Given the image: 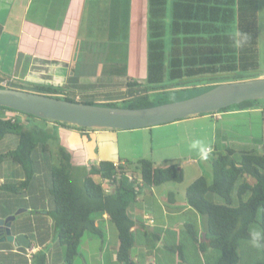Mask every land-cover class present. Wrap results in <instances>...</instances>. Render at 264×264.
I'll return each mask as SVG.
<instances>
[{
  "label": "trees",
  "instance_id": "trees-1",
  "mask_svg": "<svg viewBox=\"0 0 264 264\" xmlns=\"http://www.w3.org/2000/svg\"><path fill=\"white\" fill-rule=\"evenodd\" d=\"M167 3L168 0H147L146 76L143 81H126L128 97L119 101L93 102L61 95L59 89L48 85H35L30 90L99 105L145 107L163 103L159 95L186 90L189 84L197 87L200 93L220 82L248 78L239 73L259 68V0H173L166 24ZM232 20L236 21L235 31L230 29ZM238 32L248 36L247 42L240 47L234 43ZM225 74L232 76L229 79L215 76ZM0 87L7 86L0 84ZM258 100H243L219 111L253 106H261L264 110V103L262 106ZM120 101L122 105L118 104ZM0 110L52 121L7 106H0ZM53 122L80 131L92 129ZM10 133L17 135L18 146L0 153V160L9 159L20 164L24 178L4 182L0 188L23 194L36 172L33 158L36 147L41 146L47 151V141L53 135L38 125L26 126L19 118L0 114V140ZM56 152L57 164H53L49 172L52 205L48 213L53 219L57 240L64 246V262L70 264L77 257L79 240L84 234L97 236L102 242L103 231L98 221L106 213L117 231V262L138 264L132 259V251L137 249L135 243L139 232L134 230L136 221L128 207L145 187L182 182L183 168L177 162L160 165L147 158L119 159L117 162L100 160L88 168H80L72 165L64 147L59 145ZM210 164V180L199 175L185 188L187 204L203 216L204 232L200 233L193 222L187 221L184 223L185 234L194 248L203 254V264H240V249L247 248L243 243L250 242L249 225L257 221L258 212V223L264 230V151L225 147L223 152L213 156ZM136 170L138 174H135ZM129 174L139 177L140 182L130 180ZM104 179L112 185L109 192L102 187ZM170 194L174 193L171 191ZM215 196L221 201L213 200ZM147 226L143 224L140 229L146 240L144 244L152 252L162 231L149 230ZM164 247L177 254L181 262L191 264L185 260L189 255L187 243H164ZM46 261L43 251L33 254L32 264H47ZM250 264H264V247L257 248V255Z\"/></svg>",
  "mask_w": 264,
  "mask_h": 264
},
{
  "label": "crops",
  "instance_id": "crops-1",
  "mask_svg": "<svg viewBox=\"0 0 264 264\" xmlns=\"http://www.w3.org/2000/svg\"><path fill=\"white\" fill-rule=\"evenodd\" d=\"M2 1L7 3L8 10L1 17L2 10L0 9L1 85L26 90H30L35 85H48L59 89L61 93L73 97L75 100L107 102L119 101L128 97L127 93L129 89L126 86L128 79L133 81L144 80L146 76L147 0ZM172 3L173 0H168L166 24L169 23ZM1 6L2 4H0ZM15 6L21 8L18 13H13L12 11ZM10 18L13 19L10 20ZM12 23L17 24L15 31L7 32L9 24ZM230 29L235 31V20L230 22ZM103 39L130 42L124 48V62H126L125 66L121 67V69L125 71V74H122L121 81L114 82L110 78L114 64V61L111 59L85 60L79 58L80 55L76 54L78 40ZM110 47L115 49L110 43L105 48V53H108V55H110ZM84 52V56L81 57L96 56L94 50L89 51L86 48ZM140 54L144 58L141 67L145 65V70H141L137 77L130 76L133 74H126L127 68L130 71H134V68L140 64L139 60L141 57L137 58V55ZM101 88H104L103 94L98 91ZM255 109H260V107H256ZM244 110L229 109L201 116L212 118L214 120L212 123L214 128L217 126L214 123L215 121L225 120L224 115L236 114ZM0 114L4 116L11 115L15 118H18L20 115H15L17 112L7 110H1ZM197 116L190 117L196 118ZM262 116L264 117V115ZM19 119L23 120L26 126L38 125L46 129L53 137L47 141V151H44L41 146L36 147L34 151L33 158L35 160L36 172L33 180L28 185L26 193L16 194L0 188V217L5 218L15 215L10 226L12 233L23 232L28 236L30 241L29 247H24L8 240L0 241V264H32L33 254L38 251H43L46 254L47 264H67L63 259L64 249L57 240L53 219L48 213L52 205V198L48 190L49 172L53 165V157L50 155L52 150L56 152L57 147L61 145L70 154L72 165L80 168H88L91 164H97L100 160L117 162L119 159L135 161L140 158H147L156 163V158L153 156L154 151L149 147L147 150L145 144L141 150L137 149L135 145L131 147L124 145L135 141V139L140 138L143 140V138H146L145 134L153 137L154 134L160 136L165 130H170L171 132L176 125L185 122L175 120L176 122L162 125L165 127H145L142 133H132L135 129L92 128L80 131L53 121H43L22 115H20ZM229 119L232 120L234 118L230 117ZM235 125L233 124L229 128H224L223 125H220V132H213L211 137L215 141L214 150H216L215 145L221 143L224 145L223 149L230 147L227 144L226 132L231 131L235 133ZM10 134H6L2 139L7 140L9 138L7 136ZM166 135L170 139H173L175 136L172 133H166ZM180 136L187 139L186 145L189 147L191 144L189 134L180 133ZM50 140L55 142L52 145L53 147L49 145ZM121 142L122 146H120ZM178 142L185 143L184 141ZM169 145L178 144L170 143ZM17 146L18 137L15 147ZM8 149L13 148H6L5 151ZM234 149L248 148L241 147ZM0 165L7 167L9 171H13L16 175L14 180H10L7 178L6 173L1 174L0 185L4 182H15L24 178V170L20 164L12 162L9 159H3L0 160ZM41 171L43 173L42 176L40 175ZM154 188L156 187L151 188L152 194L155 192ZM169 192H167L166 197L162 194L157 197L158 204L166 205L165 201L175 204L176 198L174 194H170L169 196ZM139 196L140 194L137 200L128 207L129 213L136 221L134 230L139 232L138 235L140 236V232L142 233L143 229L142 226L145 224L148 225L149 230L161 229L162 231L160 239L157 241L152 252L144 244L146 240L143 233V240L137 241V250L144 252L149 257L143 264H161L158 261L161 255L158 258L152 255H157L158 252L165 248L164 243L167 245L170 241L167 239L169 237L168 234L173 232H184V239L188 241L187 245H189V248L186 250L187 254L190 253L188 249L192 248L194 256L187 262L191 264H203V254L194 248L184 230V223L187 222L185 220L186 215L191 214L194 217L193 219H195H190L192 220L191 222L195 224L200 233H203L204 227H201L203 216L188 204L180 208H167L166 205L158 211V215L149 216L152 204L141 205V197ZM16 209L19 210L16 211ZM158 217L160 222L156 224ZM172 221L175 223L170 224ZM98 222L99 224L102 222L105 225L102 242L98 243L100 253L99 264H119L115 256L119 245L116 228L111 225L106 213L102 214V218ZM94 243L96 244V240L93 237L86 234L83 235L79 240L80 252L70 264H75V260H78L77 258H79L77 264H94L92 257L99 255V253H96L93 248H89L88 245ZM31 248L34 249L30 253V258L27 253ZM103 252L107 253L108 260L105 259L106 256H101ZM189 256L191 255L189 254ZM132 259L138 262L136 256H132ZM175 264H177L176 260ZM184 264L187 263L185 262Z\"/></svg>",
  "mask_w": 264,
  "mask_h": 264
},
{
  "label": "rangeland",
  "instance_id": "rangeland-1",
  "mask_svg": "<svg viewBox=\"0 0 264 264\" xmlns=\"http://www.w3.org/2000/svg\"><path fill=\"white\" fill-rule=\"evenodd\" d=\"M0 4H2V6L0 7V9L2 10L1 12V17L4 15L5 11L7 12L8 8H7V3L3 2L2 0H0ZM259 5H260V10H259V61H260V65L259 68L257 70L254 71H250V72H243V73H239V75H242L243 77H248L245 79H249V78H264V0H259ZM21 10L20 7L15 6L12 11L13 13L16 12L18 13ZM31 11V10H30ZM13 18H10V20ZM17 26L16 23H12L9 24L7 32H14L15 31V27ZM129 27V25H128ZM168 39V36H166V40ZM111 43L112 47H115V49L110 47V55H108V53H105L106 50L105 48H107V46ZM127 44V46L130 44L129 41H114V40H107V39H103V40H88V41H81L78 40V44H77V48H76V54L80 55L79 58L85 59V60H89V59H111L112 61H114L113 64V68L111 71V80L116 82V81H121L122 79V74H125V71H123L121 69V67L125 66V57H124V48L126 47L125 45ZM87 50L91 51L94 50L96 53L95 57H81L84 56L83 53H85L84 51ZM105 53V54H104ZM129 53V52H128ZM141 57L140 55H137V58ZM168 57V52H166V59ZM144 60V58L141 57L140 64L134 68V71H130L127 68V72L126 74L130 75L132 77H137L139 76L138 74H140L141 70H145V65H143L141 67V63ZM167 62V61H166ZM167 68V64L165 65ZM218 78H222V79H229L231 78L232 74L228 75H215ZM209 82V80H208ZM201 84H204L201 82ZM194 85H188V88L186 90H179L175 93H165V94H161L159 95V97H161L164 102H170V101H176V100H180V99H185L188 97H191L193 95L199 94V90L197 89V87H193ZM104 88L99 89V92H102ZM204 92V91H202ZM201 93V92H200ZM103 94V92H102ZM260 102V104L262 105L264 103V99H259L258 100ZM118 104L122 105L123 102H118ZM263 106V105H262ZM256 107H260V109H255ZM252 108V109H251ZM250 109H245L242 112H238L236 114H231V115H224V121H219V122H214L216 123L217 126H215L213 128V119L209 118L207 116H201L203 114H199L196 118H192L190 116L186 117V118H182V119H178L176 121H185L182 122L178 125L175 126L174 130H172L170 132V130H165L162 134L156 135L154 134L153 137H150L148 135L145 134L146 138H143V140L139 139H135V141L128 143L127 145L124 146H136L137 149L141 150L142 146L145 144V146L149 148H152V150L154 151L153 156L156 158V164H165L166 162H177L182 168H183V173H184V178L182 180V182H168V183H164L161 184L159 186H156V188H154V193L152 194L151 192V188L145 187L143 188V190L140 193L141 197V205H151L152 204V210H150V215L149 216H154V215H158V211H160L161 209L164 208V206H166L167 208H180L182 206L187 205V202L185 200V188L186 186L197 176L199 175H204L208 180L211 179L212 177V168H211V164H210V160L213 158V156H215V154H217V152H223L224 151V145L219 144V145H215L216 150H214V144L215 141H213L212 139V134L213 132H220L219 126L223 125L224 128H229L231 125L236 124L234 126L235 130L233 132L229 131L226 132V139L227 144L230 147L233 148H248V149H254L257 151H264V117L262 115H264V110H262L261 106H253ZM233 109V108H230ZM229 110V109H228ZM1 111V110H0ZM20 113L17 112L18 115ZM21 115V114H20ZM20 115L18 116V118L20 117ZM23 116V115H22ZM233 117L234 119L230 120L229 118ZM176 121H172V122H176ZM169 122V123H172ZM167 123V124H169ZM165 124H160L161 126H157V125H153V126H149V127H165L162 125H167ZM146 127V128H149ZM145 127L142 128H137L134 130V132L132 133H142L143 129ZM154 129H159V128H154ZM170 129V128H167ZM146 131V130H145ZM166 133H172V135H175L173 139H170V137H167ZM180 133H188L189 134V140L190 143L192 142V140L194 139H201L203 140L206 144L210 145L212 148V153L209 156L208 160H201L198 153L195 150H192L190 148V146L188 147L186 145V138H182L180 136ZM9 138H7V140L2 139L0 141V153L5 151L6 148H14L17 144V137L15 134H10L9 136H7ZM167 137V138H166ZM147 139V140H146ZM178 141H184L185 143H179ZM55 142L53 140H50L49 145L51 147H53L52 145ZM170 143H175L178 145H169ZM169 145V146H168ZM120 146H122V142L120 143ZM50 155L53 157V164H57L56 161V155L57 153L52 150V152L50 153ZM11 163V162H10ZM135 174H138V171H135ZM8 176L7 178H9L10 180H14L15 178V174L13 173V171H9V169H7V167L0 165V175L1 174H5ZM40 175L42 176L43 173L41 171ZM251 182L253 181L252 178H248ZM38 187H41L40 185H37ZM172 191L174 193V196L176 198V202L175 204H170L167 201H165L164 204H158L157 202V197L159 195H164L166 197L167 192ZM156 200V201H155ZM213 200L215 201H221V199L217 196H215L213 198ZM19 209H16V211ZM141 212V211H140ZM194 217H192L191 214L186 215V221H192L195 220L193 219ZM192 219V220H190ZM260 219V213L258 212L257 214V221L251 223L249 225V229L250 231H254V230H261L260 226H259V221ZM160 219L159 217L156 219V224H159ZM111 223V222H110ZM175 222H171L170 224H174ZM100 227L103 231V233L105 232V225L104 223L100 222ZM111 225L114 227V225L111 223ZM201 227H204V219H201ZM184 231V230H183ZM184 232L183 233H170L168 234L169 237L167 239H169L170 241L168 242L170 245H176L180 242L182 243H188L187 240L184 239ZM85 235V234H84ZM89 236V234H86ZM96 240V244H88L89 248H93L96 253H99V247H98V243H100V238H98L97 236H92ZM86 237V236H85ZM86 239V238H84ZM143 240V236L142 233L140 232V236H137V241H142ZM86 241V240H85ZM98 241V242H97ZM85 243V242H84ZM137 243V242H136ZM135 243V245H136ZM83 245V243H82ZM247 246V248H245L243 250V248L240 249V253H241V260H240V264H250L255 256L257 255V247H253L252 244L250 242H245L243 243V246ZM64 249V246H62ZM188 254H190L191 256H185V260H191L192 257L194 256L192 248L189 249ZM132 255L136 256L137 260H138V264H143L147 261V259L149 258L144 252L142 251H138L137 249H133L132 251ZM161 255V258H158V256ZM101 256H106V260H108V255L107 253L103 252L101 254ZM152 256H156L158 258V261L161 264H175V260L177 262V264H184L183 262L180 261L179 256L165 248H163L160 252ZM92 262H94V264H99L100 262V253L99 255H94L92 257ZM78 260H75V264L78 263L79 258H77Z\"/></svg>",
  "mask_w": 264,
  "mask_h": 264
},
{
  "label": "water",
  "instance_id": "water-1",
  "mask_svg": "<svg viewBox=\"0 0 264 264\" xmlns=\"http://www.w3.org/2000/svg\"><path fill=\"white\" fill-rule=\"evenodd\" d=\"M253 99H264V78L224 81L185 99L134 108L72 101L22 88L0 87V106L42 119L94 129L124 130L160 125L194 114L217 112L231 104ZM14 217H0V241L29 247L25 233H12L10 226Z\"/></svg>",
  "mask_w": 264,
  "mask_h": 264
},
{
  "label": "clouds",
  "instance_id": "clouds-1",
  "mask_svg": "<svg viewBox=\"0 0 264 264\" xmlns=\"http://www.w3.org/2000/svg\"><path fill=\"white\" fill-rule=\"evenodd\" d=\"M248 36L246 33H236L234 43L237 47L243 46L247 42ZM190 148L195 150L201 160H208L212 153L210 145L206 144L201 139H194L190 144ZM249 240L253 247H264V230H254L249 233Z\"/></svg>",
  "mask_w": 264,
  "mask_h": 264
},
{
  "label": "built area",
  "instance_id": "built-area-1",
  "mask_svg": "<svg viewBox=\"0 0 264 264\" xmlns=\"http://www.w3.org/2000/svg\"><path fill=\"white\" fill-rule=\"evenodd\" d=\"M61 95H65V94L61 93ZM13 119H15V117H13ZM129 179L132 180V181L136 180L135 182H140V178L139 177L136 178L135 175L129 174ZM102 187H103L104 191L109 192L111 190V188H112V185H111V183H110V181L108 179H104V180H102ZM33 249L34 248H31L30 250H28L27 255L30 258H31V254L30 253H31V251Z\"/></svg>",
  "mask_w": 264,
  "mask_h": 264
}]
</instances>
